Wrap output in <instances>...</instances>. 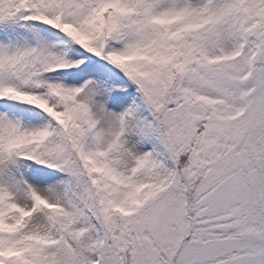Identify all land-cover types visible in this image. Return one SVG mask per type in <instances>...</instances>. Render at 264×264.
I'll return each instance as SVG.
<instances>
[{
	"label": "snow or ice",
	"instance_id": "1",
	"mask_svg": "<svg viewBox=\"0 0 264 264\" xmlns=\"http://www.w3.org/2000/svg\"><path fill=\"white\" fill-rule=\"evenodd\" d=\"M0 264H264V0H0Z\"/></svg>",
	"mask_w": 264,
	"mask_h": 264
}]
</instances>
